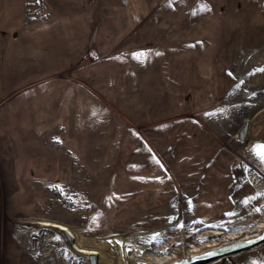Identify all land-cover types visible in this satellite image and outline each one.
<instances>
[{"label":"rangeland","instance_id":"374dc122","mask_svg":"<svg viewBox=\"0 0 264 264\" xmlns=\"http://www.w3.org/2000/svg\"><path fill=\"white\" fill-rule=\"evenodd\" d=\"M263 46L264 0H0V264H90L51 223L98 264L258 235L244 156L264 146V106L244 142L215 109L264 97V68L244 74ZM160 228L124 251L107 238ZM208 264H264V242Z\"/></svg>","mask_w":264,"mask_h":264},{"label":"bare ground","instance_id":"6f19581e","mask_svg":"<svg viewBox=\"0 0 264 264\" xmlns=\"http://www.w3.org/2000/svg\"><path fill=\"white\" fill-rule=\"evenodd\" d=\"M251 54H253L255 57L258 56L259 58L255 59L251 63V66L249 68H247V70H245L244 74L246 76L249 73V71L251 72V70H254L256 68H264V58H262L264 56V46L261 47V48L253 49L251 51ZM248 57H249V54L243 55V57H241V58H242V60H247ZM240 81H242V80H240ZM236 93H237V89H236ZM227 98H229V96ZM233 104H235V103H233ZM263 106H264V97L263 98L259 97V98H257L256 101L251 102L249 105H245V106H242V107L238 106V107L231 108L229 110H222L220 107H218V108L215 109V112H217V113L219 112L221 114L220 115L221 117L226 118L229 122H232L234 124L235 121H241L242 122V121H244L247 118L248 119L251 118L252 115L255 113V111H257L259 108H261ZM261 146H263V145H261L260 141L257 140V143L255 144L253 149H251V152H249L250 155L247 154L248 156H244L245 157L244 159H245L246 163L249 164V167H250V171L249 172H250V175H251V177H252V179L254 181V184L256 186V189H257L255 195H258V197L261 194L264 193V157H262L259 154L261 151H264V148H262ZM191 211L192 212L190 214L189 213L187 214V217L184 216V214H183L182 221H178L177 220L174 223H176L177 225H182L184 228H186V226L188 224H191L193 222H199L200 221V217L197 216L196 213H193V210H191ZM235 212H231L230 211V213L228 214L229 218L233 217L237 213V212L236 213ZM224 223H225V221H221V220L214 223L215 227H217L216 231L214 233L215 236L219 235L220 233H222V228L225 226ZM42 224L46 225V224H50V223L42 222ZM51 225L58 227L60 230L64 231L68 235V237L70 239H72V242L70 243L71 248L78 250L79 252L83 253L84 255L85 254H89V253H96L97 255L100 254V251H98L96 248L89 247V246H84L85 242L83 243V241H82V239H84L83 238L84 236L82 234L74 231L71 227H69V226H67L65 224H62V223H51ZM173 225H175V224H173ZM263 226H264V217H263ZM224 228H226V227H224ZM160 230H161V228L160 229H153V230H150V231L128 232V233H123V234H120V235H117V236H109L107 238L109 240H111L112 242H116L118 245H120L122 250L124 251V249H125L124 246L126 245L127 242H135L137 240H142L144 238H148V239L154 238L156 236V234L158 232H160ZM37 244H39V243L37 242ZM217 244H219V243H214V244H211V245H217ZM139 247H141V246H139ZM138 250H141V249L138 248ZM25 251L30 253V254H32L35 257H38L41 254L40 253V249L37 248L36 246H32V245H30V246L28 245L25 248ZM42 263L46 264L45 260H42ZM138 264H141V263H138ZM143 264H145V263H143Z\"/></svg>","mask_w":264,"mask_h":264},{"label":"water","instance_id":"95a60500","mask_svg":"<svg viewBox=\"0 0 264 264\" xmlns=\"http://www.w3.org/2000/svg\"><path fill=\"white\" fill-rule=\"evenodd\" d=\"M250 129V119H245L243 125L239 129L236 137L241 141L248 139ZM264 242V228L256 236L245 239L235 240L233 242L212 247L200 253L192 255H183L180 259L175 260L169 264H208L210 262L225 260L232 254L245 251L253 248ZM90 264H98V255L96 253L87 254Z\"/></svg>","mask_w":264,"mask_h":264},{"label":"snow or ice","instance_id":"6c2138e0","mask_svg":"<svg viewBox=\"0 0 264 264\" xmlns=\"http://www.w3.org/2000/svg\"><path fill=\"white\" fill-rule=\"evenodd\" d=\"M262 148H264V146H261ZM262 157H264V151H261L260 153H259Z\"/></svg>","mask_w":264,"mask_h":264}]
</instances>
